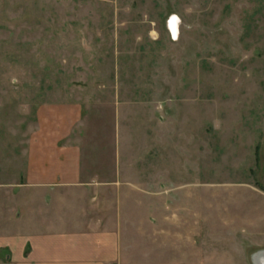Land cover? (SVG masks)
<instances>
[{"label":"rangeland","instance_id":"1","mask_svg":"<svg viewBox=\"0 0 264 264\" xmlns=\"http://www.w3.org/2000/svg\"><path fill=\"white\" fill-rule=\"evenodd\" d=\"M73 120L83 153L117 130L130 178L179 187L149 231L167 200L198 264L264 260V0H0V183Z\"/></svg>","mask_w":264,"mask_h":264},{"label":"crops","instance_id":"2","mask_svg":"<svg viewBox=\"0 0 264 264\" xmlns=\"http://www.w3.org/2000/svg\"><path fill=\"white\" fill-rule=\"evenodd\" d=\"M77 122L62 121L56 136L32 138L21 179L0 183V264H198L193 233L163 229L167 200L158 207L159 231H149L153 217H136L151 211L153 196H175L179 187L167 184L166 172L153 191L130 178L117 130L106 156L83 153L67 137Z\"/></svg>","mask_w":264,"mask_h":264},{"label":"bare ground","instance_id":"3","mask_svg":"<svg viewBox=\"0 0 264 264\" xmlns=\"http://www.w3.org/2000/svg\"><path fill=\"white\" fill-rule=\"evenodd\" d=\"M171 27H172L173 31L175 32L176 31V25H175L174 21L171 23ZM260 264H264V260L263 259H260Z\"/></svg>","mask_w":264,"mask_h":264},{"label":"clouds","instance_id":"4","mask_svg":"<svg viewBox=\"0 0 264 264\" xmlns=\"http://www.w3.org/2000/svg\"><path fill=\"white\" fill-rule=\"evenodd\" d=\"M175 23L177 24V26L179 25L180 21L179 18H174Z\"/></svg>","mask_w":264,"mask_h":264},{"label":"water","instance_id":"5","mask_svg":"<svg viewBox=\"0 0 264 264\" xmlns=\"http://www.w3.org/2000/svg\"><path fill=\"white\" fill-rule=\"evenodd\" d=\"M262 254V253H261ZM258 255V254H257ZM257 255H256V257H257Z\"/></svg>","mask_w":264,"mask_h":264}]
</instances>
